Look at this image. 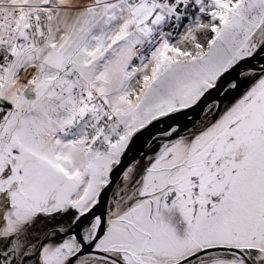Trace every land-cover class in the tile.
<instances>
[{"label":"snow or ice","instance_id":"obj_1","mask_svg":"<svg viewBox=\"0 0 264 264\" xmlns=\"http://www.w3.org/2000/svg\"><path fill=\"white\" fill-rule=\"evenodd\" d=\"M0 264H264V0H0Z\"/></svg>","mask_w":264,"mask_h":264}]
</instances>
